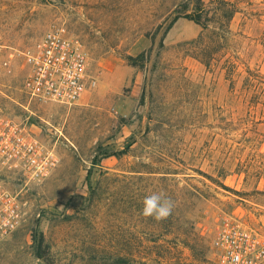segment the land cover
I'll use <instances>...</instances> for the list:
<instances>
[{
	"label": "rangeland",
	"instance_id": "374dc122",
	"mask_svg": "<svg viewBox=\"0 0 264 264\" xmlns=\"http://www.w3.org/2000/svg\"><path fill=\"white\" fill-rule=\"evenodd\" d=\"M230 1L242 10L249 1L262 22L237 13L230 48L209 70L189 44L202 27L175 20L180 5L194 8L192 0H0V120L58 155L52 174L35 182L0 166V181L20 192L25 214L0 244V264H113L102 250L111 253L115 237L159 232L139 221L138 194L174 202L179 231L169 239L183 264H199L179 243L185 215L211 264L218 262L208 229L228 216L251 225L264 220V0ZM53 29L84 45L96 82L72 106L31 101L23 90L21 52ZM232 56L262 76L256 86L245 84L244 65L236 84L227 80ZM162 176L175 181L131 180Z\"/></svg>",
	"mask_w": 264,
	"mask_h": 264
},
{
	"label": "built area",
	"instance_id": "2783aa9c",
	"mask_svg": "<svg viewBox=\"0 0 264 264\" xmlns=\"http://www.w3.org/2000/svg\"><path fill=\"white\" fill-rule=\"evenodd\" d=\"M21 54L27 66L23 90L31 101L72 106L96 84L84 45L63 29L48 31ZM57 164L55 148L17 123L0 120L2 169L35 182L49 177ZM24 215L20 192L0 181V244L21 228ZM208 234L218 264H264V220L251 225L228 216Z\"/></svg>",
	"mask_w": 264,
	"mask_h": 264
},
{
	"label": "trees",
	"instance_id": "16d2710c",
	"mask_svg": "<svg viewBox=\"0 0 264 264\" xmlns=\"http://www.w3.org/2000/svg\"><path fill=\"white\" fill-rule=\"evenodd\" d=\"M192 2L194 3V8L190 12H188L185 6H179L176 10L177 15L175 20L180 17H185L202 27L201 35L189 44L195 45V50L192 55L200 60L209 70H214L222 58V55L218 56L219 53L230 48L229 43L233 40L232 36L234 37V35L231 34L230 24L237 13L245 14L247 19H251L249 17L251 16L254 17L257 22H262L261 18H259L261 14L253 13L248 10V6L251 5L249 1L245 6V10L239 8L238 3L230 0H212L208 4L203 0H192ZM242 37L244 39L250 38L243 35ZM261 38L264 39V33ZM232 57L233 58H227L224 64L227 80H229L232 85L236 84L235 78H240L242 75L239 67L244 65L248 73L244 81L245 84H250V87L256 86L255 83H257L259 81L258 78H262V76L259 73H254L250 66L237 56ZM234 58L239 61V64L235 62L237 60L234 61ZM132 145L133 143L128 145V150ZM127 152L123 150L115 155L120 159ZM146 167L144 169L145 172L155 173L154 171H150V168ZM162 172L177 173V171L171 170ZM131 180H138L146 184L158 181L169 185L171 182L175 181V179L165 176L160 178L132 177ZM188 195L190 198L193 197L191 192ZM146 196L148 195H145V193L138 194L137 196L138 203L136 212L138 213L139 221H149L151 225L159 227V232H153L145 238L142 234L132 235V237H126L125 235L115 237V245L112 247L111 253L106 251L107 249L102 250V259L111 260L113 264H163L164 262H168L169 264H183L180 263L181 259L179 258V254L180 257L182 256V251L172 246L174 242L169 239L172 234L179 231L178 226L175 224V221H178V219L175 218L174 208L172 214L165 220L156 221L151 217L145 218L142 216L141 210L143 208V200ZM181 221L186 228L184 232H182L184 239L180 240L179 243L195 252L199 264H211L206 255L204 239L194 232L186 215Z\"/></svg>",
	"mask_w": 264,
	"mask_h": 264
},
{
	"label": "clouds",
	"instance_id": "9594fccd",
	"mask_svg": "<svg viewBox=\"0 0 264 264\" xmlns=\"http://www.w3.org/2000/svg\"><path fill=\"white\" fill-rule=\"evenodd\" d=\"M174 202L162 193H153L143 200L141 214L143 217H151L156 221L167 219L173 211Z\"/></svg>",
	"mask_w": 264,
	"mask_h": 264
}]
</instances>
